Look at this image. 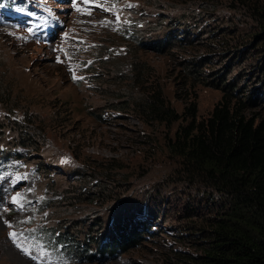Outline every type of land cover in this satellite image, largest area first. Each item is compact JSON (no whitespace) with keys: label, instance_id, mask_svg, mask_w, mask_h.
I'll return each mask as SVG.
<instances>
[{"label":"rangeland","instance_id":"374dc122","mask_svg":"<svg viewBox=\"0 0 264 264\" xmlns=\"http://www.w3.org/2000/svg\"><path fill=\"white\" fill-rule=\"evenodd\" d=\"M19 1L25 4L22 15L18 6L0 8V98L8 84L13 87V98L20 96L19 104L12 107L0 101V128L9 119L25 125L40 122L43 145L39 151L12 150L13 146L6 144L14 137L9 129L6 139L0 141L5 148L16 152L8 159L0 153V264H167L171 248H193L181 237L185 232L183 216L193 214L187 215L186 205L194 197L190 208L206 214L211 203L204 193L177 182L180 176L174 172L178 161L169 155L166 145L167 134H173L177 124L172 128L147 127L133 115L114 113L110 109L113 104L110 99L116 94L114 84L120 88L118 92H123L127 83L94 73L101 65L100 59L111 57L113 70L120 66L128 74L129 61L136 54L134 43L127 41L132 38L129 30L137 31L139 26L143 27L141 22L152 21L150 11L158 12L159 18L167 17L171 8L181 7L180 3L173 0ZM141 9L147 11L142 15ZM218 24L221 25L220 21ZM230 25L238 28V34L243 37L254 32L247 17H235L233 23L229 20L222 28L227 31ZM250 41L245 37L243 43L237 44L242 45L243 54H225L222 58L216 55L215 62L221 59L228 65L235 62L232 65L235 74L245 72L249 75V86H260L261 40ZM257 45L258 49L254 50ZM197 50L207 53L206 47L199 46ZM141 53L179 111L186 106V99L197 97L199 116L207 117L221 99L220 90L203 84L192 87L181 79L183 62L192 53L174 49V55H161L149 48ZM98 114H102L103 122ZM90 164L96 170L100 166L121 165L113 168L118 174L115 186L121 191L105 204L91 205L88 198L81 203L67 200L59 203L70 182L81 184L78 173L84 171L86 175ZM146 198L158 203L163 212L155 226L160 229L161 225L163 233H157L155 240H146L127 253L102 255L95 250L97 254L92 261L82 258L71 262L44 238V228H57V231H74V236L80 239L90 234L94 245H100L101 233L111 230L112 221H109L119 218L127 204L135 205ZM11 233L17 234L15 240ZM21 249H26L27 254Z\"/></svg>","mask_w":264,"mask_h":264},{"label":"trees","instance_id":"16d2710c","mask_svg":"<svg viewBox=\"0 0 264 264\" xmlns=\"http://www.w3.org/2000/svg\"><path fill=\"white\" fill-rule=\"evenodd\" d=\"M173 1L179 2L181 7L171 8L167 17L159 18L158 12L150 11L152 21L141 22L143 27L139 26L137 31L129 30L132 38L127 41L134 43L136 54L134 60L129 61L128 74L120 66L113 70L111 57L100 59L101 65L94 73L102 78H115L117 83H127L123 92H118L120 88L114 84L116 94L110 99L114 113L133 115L147 127L172 128L177 124L174 133L166 137L169 155L178 161L174 172L180 176L177 182L204 193L211 203L210 212L204 214L190 208L194 203V197H190L186 212L193 214L183 216L185 232L181 237L193 248H171L167 264H264V0ZM14 6L20 8L21 15L25 11V4L19 0H0V8L13 9ZM146 9H141L140 14ZM239 16L252 21L250 29L254 32L243 37L232 25L227 31L222 28ZM245 37L251 39L250 42L261 40L260 86H249V75L245 72L235 74L232 67L235 62L230 65L223 59L215 62L216 55L222 58L225 54H243L242 45L237 44L243 43ZM199 46L206 47L207 53H200ZM147 48L161 55H174V49L192 53L183 62L181 79L184 83L192 87L203 84L222 92L207 117L200 118L197 97L186 99L182 111L172 104L164 83L153 74L150 63L141 53ZM4 89L0 101L10 107L18 105L20 96L13 98V87L8 84ZM98 119L104 121L102 114H98ZM35 124L31 121L25 125L9 119L0 128V141L6 139V129H9L14 137L6 144L12 145V150L39 151L42 132L40 122ZM0 146L5 159L13 154L14 151L2 143ZM114 166L122 167L112 164L96 170L91 165L86 175L84 171L79 172L81 184L70 182L61 193L63 199L59 203L65 200L81 203L88 198L91 205H97L111 200L121 191L115 186L118 174L113 171ZM162 215L159 204L149 198L135 205L127 204L119 218L109 221H112L111 230L101 233L103 242L96 246L90 234L80 239L74 236V231L44 228L42 232L67 261L77 262L82 258L92 261L97 254L95 250L102 255L127 253L146 240H155L157 233H163L161 225L160 229L155 227Z\"/></svg>","mask_w":264,"mask_h":264},{"label":"snow or ice","instance_id":"6c2138e0","mask_svg":"<svg viewBox=\"0 0 264 264\" xmlns=\"http://www.w3.org/2000/svg\"><path fill=\"white\" fill-rule=\"evenodd\" d=\"M81 2H82V3H88L89 0H81ZM77 10H79V9H77ZM14 202H15V200H14ZM10 235H11L12 239L15 240L17 234H16V233H11ZM17 247H19V246L17 245ZM21 250H22V251H25V253L27 254V250H26V249H21Z\"/></svg>","mask_w":264,"mask_h":264}]
</instances>
